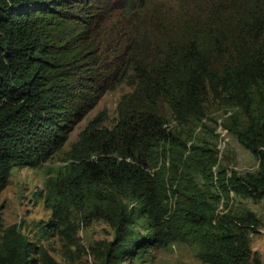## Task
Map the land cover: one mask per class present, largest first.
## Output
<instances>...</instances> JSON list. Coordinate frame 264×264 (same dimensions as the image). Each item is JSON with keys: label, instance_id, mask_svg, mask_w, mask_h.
<instances>
[{"label": "trees", "instance_id": "16d2710c", "mask_svg": "<svg viewBox=\"0 0 264 264\" xmlns=\"http://www.w3.org/2000/svg\"><path fill=\"white\" fill-rule=\"evenodd\" d=\"M153 1L0 0V191L13 166L52 156L99 95L125 81L113 123L104 110L90 118L47 183V225L63 234L69 206L103 214L114 228L103 264L169 240L197 244L207 264H259L250 245L257 214L215 211L211 191L264 197V0ZM208 91L240 107L244 118L228 128L258 168L214 178V153L191 148L193 163L168 180L160 155L186 141L167 127L162 104L187 125ZM138 216L150 233L134 227ZM2 238L0 264H59L46 249L34 257L17 223Z\"/></svg>", "mask_w": 264, "mask_h": 264}, {"label": "rangeland", "instance_id": "374dc122", "mask_svg": "<svg viewBox=\"0 0 264 264\" xmlns=\"http://www.w3.org/2000/svg\"><path fill=\"white\" fill-rule=\"evenodd\" d=\"M155 3L176 5L178 0H156ZM129 89V85L121 81L103 91L95 105L76 122L64 146L40 165L13 166L10 169L7 184L0 191V241L3 239V229L9 224L17 223L18 229L36 243L39 251L33 254L34 257H39L42 250L46 249L59 264H103L106 244L114 236L111 223L99 212L69 206V223L64 233L50 228L47 222L53 219L54 196L50 194L47 183L61 173L66 163L65 152L87 121L98 111L104 110L108 115L106 123L111 125L117 115V101ZM162 108L167 117V127L186 141L185 148L181 144H169L165 154L160 155V161H164L166 166L165 175L168 180L174 182L175 178L170 177L174 173L175 177L178 176L183 172L182 168L193 163L191 148H207L206 153H214L215 161L211 168L214 178L223 175L226 180L236 176L240 179L247 173L256 172L257 157L228 128L234 119L244 118L239 106L208 91L204 96L203 113L192 117L187 125H179L166 104H162ZM196 179L202 183L200 174ZM101 186L111 191L105 184ZM118 194L127 205H134V201L124 196L123 192ZM211 196L215 211L229 209L239 212L250 208L257 214L258 231L250 233V245L260 259L259 264H264V197L252 198L243 193H235L232 189L225 193L217 191L216 187L211 191ZM146 225L142 216L136 217L135 228L142 233H150ZM137 249L123 258L121 264H207L197 257V244L169 240L163 244H147Z\"/></svg>", "mask_w": 264, "mask_h": 264}]
</instances>
